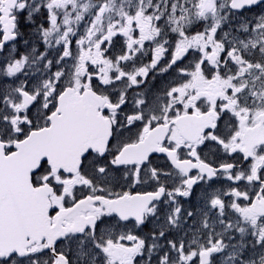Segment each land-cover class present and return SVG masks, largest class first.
<instances>
[{"label":"snow or ice","instance_id":"obj_1","mask_svg":"<svg viewBox=\"0 0 264 264\" xmlns=\"http://www.w3.org/2000/svg\"><path fill=\"white\" fill-rule=\"evenodd\" d=\"M0 264H264V0H0Z\"/></svg>","mask_w":264,"mask_h":264}]
</instances>
